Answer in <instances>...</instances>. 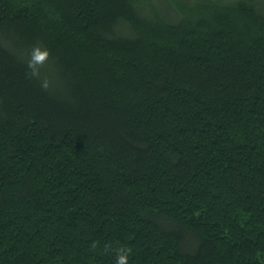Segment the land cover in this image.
<instances>
[{
    "label": "trees",
    "instance_id": "1",
    "mask_svg": "<svg viewBox=\"0 0 264 264\" xmlns=\"http://www.w3.org/2000/svg\"><path fill=\"white\" fill-rule=\"evenodd\" d=\"M264 264V0H0V264Z\"/></svg>",
    "mask_w": 264,
    "mask_h": 264
},
{
    "label": "clouds",
    "instance_id": "2",
    "mask_svg": "<svg viewBox=\"0 0 264 264\" xmlns=\"http://www.w3.org/2000/svg\"><path fill=\"white\" fill-rule=\"evenodd\" d=\"M127 261V253L126 251H121V254L117 258V264H126Z\"/></svg>",
    "mask_w": 264,
    "mask_h": 264
}]
</instances>
